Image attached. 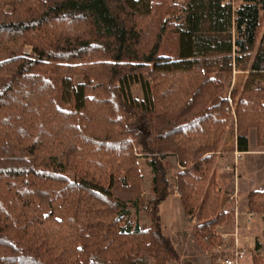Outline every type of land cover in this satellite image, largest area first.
<instances>
[{
    "label": "trees",
    "instance_id": "1",
    "mask_svg": "<svg viewBox=\"0 0 264 264\" xmlns=\"http://www.w3.org/2000/svg\"><path fill=\"white\" fill-rule=\"evenodd\" d=\"M234 67L251 70L232 96L245 152L252 129L264 147V0H0V264L178 260L159 214L168 153L183 166L176 193L195 236L217 245L227 215L214 153ZM141 157L153 173L149 227L130 210ZM248 208L264 214V191L250 192Z\"/></svg>",
    "mask_w": 264,
    "mask_h": 264
},
{
    "label": "rangeland",
    "instance_id": "2",
    "mask_svg": "<svg viewBox=\"0 0 264 264\" xmlns=\"http://www.w3.org/2000/svg\"><path fill=\"white\" fill-rule=\"evenodd\" d=\"M172 2H176L177 5L182 6L184 5V0H171ZM234 34H236L234 32ZM177 48V41L176 35L172 34L171 32L168 33L165 37L164 43V51L168 54H173ZM32 47L30 45L25 46V52L31 54ZM251 70L240 71L234 67V71L231 77H224L223 80L225 82V89L223 95L226 97H230L231 101L228 102V106H233L235 114L232 112H228L226 109V114L228 116V122L226 126V130L222 137V147L214 153V156L220 157V155L226 153H233L234 161L225 162V173L221 175V172L217 174V179L221 191V196L223 199V203L221 206V210L226 213L227 216L218 224L216 227V232L219 235V230L222 227L226 231L232 232L233 220H232V207L233 202H228V195L231 191L234 190L235 185L238 187V195H239V203H240V210L246 211L248 210L246 205V197L241 188V180L238 179L240 175V166L243 167V170L246 171V160H249L250 157L246 158L245 154H242V160L236 159V156H240L241 153H237V145L235 142V138L237 135V115H236V106L238 103L237 97L234 99L233 96V89L238 91L242 90L245 82L248 78V75ZM82 77H77L76 82H82ZM264 86V81L261 83ZM133 97L140 100L143 98L144 93L140 84H136L133 86L132 89ZM239 96V94L237 95ZM253 130V129H252ZM252 134V143L257 139V132ZM258 144V143H257ZM234 147V148H233ZM233 148V152L229 149ZM214 157V162H215ZM164 164L166 165L167 170V178L170 182V190L171 195L169 198L164 200L159 207V214H160V223L162 232L169 236L179 253L178 260H172L168 264H181L184 262H188L190 264H222L224 258L230 256L232 254V246L233 243L230 244H222L219 238V243L212 247L211 250H206L202 245L199 239L195 236L196 226L199 224L196 220L194 215L187 214L183 208L181 197L178 193H176L177 185V176L179 172L183 169L182 164L179 162L178 156L173 153H168L166 158H164ZM237 162V163H236ZM139 164L141 168V172L144 178L142 192L138 200L137 208L135 206H131V217L133 221L139 223L142 227H149L151 225L152 219L148 214V207L150 201L154 198L153 192V173L151 167L147 164L146 159L141 157L139 159ZM215 164V163H214ZM243 164V166H242ZM237 167V174L233 171V168ZM215 168V166H214ZM216 170V168H215ZM217 171V170H216ZM69 175L74 178V171H70ZM241 176V175H240ZM220 177V180H219ZM222 177V178H221ZM178 191V188H177ZM231 213V214H230ZM234 213V220H235V212ZM243 217L245 215H242ZM254 218V217H253ZM258 218V217H256ZM254 229L252 228L251 231L244 230L241 234L243 239V247H246L248 250L247 256L238 262V264H255L254 257L260 256L264 263V255L258 251L259 248L264 246V241L259 239V236L255 233ZM235 231V228H233ZM232 238V236H230ZM246 238H249L251 241L252 247L249 246V243L245 242ZM241 245V246H242ZM250 247V248H249Z\"/></svg>",
    "mask_w": 264,
    "mask_h": 264
},
{
    "label": "crops",
    "instance_id": "3",
    "mask_svg": "<svg viewBox=\"0 0 264 264\" xmlns=\"http://www.w3.org/2000/svg\"><path fill=\"white\" fill-rule=\"evenodd\" d=\"M255 129L250 131L249 134V151H239L241 160H242V154L246 155L247 157H250L249 160H246V171L243 170V167L240 166V175L238 176V179H240L241 181V188L245 194L246 197V205L248 208V201H249V194L252 191H264V147H261L257 144V139L255 138V140L252 143V134L255 133L254 132ZM256 134V133H255ZM235 142L237 145V136L235 138ZM228 161H234L233 159V153H226L223 155H220V157L216 156L215 157V168H216V172L219 174L221 172V175H224L226 169H225V162ZM243 166V164H242ZM222 178V177H221ZM220 180V177H219ZM239 209H240V205H239ZM232 220H234V213H233V208H232ZM241 214L239 215V235H238V244L241 248H246L243 247V239H242V232L244 230H248L251 231L252 228H256V230L254 229L255 233L259 236V239L264 241V214H260V213H255V212H250L249 208L246 211H241ZM231 214V213H230ZM252 215L251 217V223L249 226H247V219L249 215ZM242 215H245L244 217ZM254 217V218H253ZM258 217V218H256ZM220 242V241H219ZM249 243V246L252 247L251 241L249 240V238H246L245 242ZM242 245V246H241ZM249 247V248H250ZM258 251L261 252L264 255V246L259 248L258 246Z\"/></svg>",
    "mask_w": 264,
    "mask_h": 264
},
{
    "label": "built area",
    "instance_id": "4",
    "mask_svg": "<svg viewBox=\"0 0 264 264\" xmlns=\"http://www.w3.org/2000/svg\"><path fill=\"white\" fill-rule=\"evenodd\" d=\"M229 101H231V98H228ZM226 110L228 112H232L233 114H235L233 106H228L226 108ZM237 153H240L239 151H237ZM239 158H241L240 156H236V159L239 160ZM237 163V162H236ZM233 171L236 172L237 174V167L233 168ZM176 187V191H177ZM238 187L235 185L234 190L231 191L228 195V202H233V210L235 212V220H233V225L235 228V231L232 228V232L230 233L229 231H226L224 229V227L221 228V230H219V237L221 240V245L219 247H222L224 244H230L233 243L232 246V254L226 258H224V260L222 261V264H238L239 261L243 260L246 256H247V252L248 250L246 248H241L238 244V235H239V215L241 214L240 209H239V195H238ZM251 217L252 215L250 214L248 216L247 219V226L250 225L251 223ZM230 236H232V238H230ZM220 244V243H219ZM223 244V245H222Z\"/></svg>",
    "mask_w": 264,
    "mask_h": 264
}]
</instances>
